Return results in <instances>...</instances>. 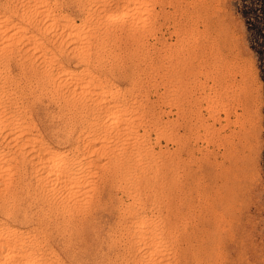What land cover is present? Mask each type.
I'll return each mask as SVG.
<instances>
[{"label": "rangeland", "instance_id": "1", "mask_svg": "<svg viewBox=\"0 0 264 264\" xmlns=\"http://www.w3.org/2000/svg\"><path fill=\"white\" fill-rule=\"evenodd\" d=\"M38 1L37 0H0V20L5 17L9 20H11L10 18L12 19L14 18L13 20H11V22L12 21L14 22V20H16L15 23L22 24L23 27L22 31L27 34L28 32L34 31L33 33H36L37 39L39 41V44L38 43L35 44L34 47L31 44L30 46L28 42L26 43V45L24 43V47L22 48L23 42H26L23 41L26 40L25 37L21 38L18 35H13V36L11 35L10 38L6 39V42L8 41L7 44L3 42L4 39L1 37L2 41H0V44L2 43L3 46L2 44L0 45V89L3 90H0V92H2L3 94L2 96H0V98L2 97V99H0L1 101L0 113H3L4 115H6L5 113H7L8 115L7 117H11V120L13 119L12 121L19 120V122H23L26 118V120L24 121L26 123L25 125L27 126L28 122L30 124V126L28 124L30 128H28V126L23 127V129H25L26 131L29 130V132L25 131L26 132L25 133L24 130L21 129L23 133H21V135L16 137V139L15 137L14 140L13 138L12 140L7 139L12 141V143L11 141L9 142V145L10 143L12 144L10 148H15L13 141L14 142L15 140L17 142L20 141L18 143L16 142V147L17 145L19 147V145L22 143V137H24V135L31 134V136H35V134L37 133L36 137L38 136V138L40 139L43 137L44 140L43 138L41 140L45 141L49 146H52L54 148L59 147L58 149L66 150L69 149V147L72 148L78 144L80 150L81 149L85 150L82 144L83 140L81 141L79 137L76 139V137L73 136L79 134L80 138L83 139V135L85 134V132H90L91 127H92L91 130L93 129L97 131L99 130L98 127H103L102 125L97 126L96 124L98 123L100 125V123H102L101 121L105 119L102 118V115L103 117L105 116V111L103 108L100 109L102 106L99 107V111H97L96 109H98L97 108L98 106L103 105L104 103H107L108 101L110 100L112 101L113 99H115L114 96L116 95V93L113 96L109 95L107 97V101H105L106 100L105 99L103 101H96L98 103L93 102L92 100L94 98L89 97L88 99L87 96H84L83 93L80 92L84 86H81L80 89L79 86L81 84L79 86L78 84L80 81H83L82 84L86 83L85 89H90L91 87H94V85L92 84H95L97 86L98 84L101 85L102 83L103 85L105 83L107 87H113V89L117 88L118 91L121 92L120 98L123 97V102L126 105H128L127 115L128 116L129 114L132 115L129 116L130 117L129 119L131 118L135 119V120L133 119V121H135L134 123L136 125L133 123V129L135 128L134 130L137 131L136 133L138 134V135L136 133L133 134V135H137L138 137L137 139L138 141L135 140L136 143L133 141L134 145L136 144L137 146H134L133 148L132 146H128L127 150L128 148H130L128 150L129 152L131 149L134 150L137 147L141 148L146 145H147L146 148L149 149L147 153L143 154L144 157L142 155H139L141 161L142 160L143 161L141 162L139 159L140 162H137V165L135 161L130 162V160L132 159L130 158L129 155L128 156L130 159L125 158V156L128 157L126 153H123L122 157L120 156V158H123V161L122 159H119V157L117 156L118 161L116 162V164L119 165H115V166L116 168H118L117 169L118 172L116 171L115 166L111 170V165H109V161L113 162L115 158L112 155H110L112 153L108 151V148L106 149L109 153L106 152L105 150L106 154L102 153L104 156L102 154L99 155L100 160H98V155L93 154L95 155L93 156L94 158L97 157L96 162L98 161L97 162L98 164L106 163L104 165H107V168L109 170L108 171L107 168L105 167L102 169L98 167L100 169L98 171V168L94 167L97 169L94 170H96L98 173L97 174L95 173L94 175L95 177L92 175H91L92 177L91 176L89 177L91 179L89 185L92 187L91 188L92 190L94 189H99V190H95V192L94 191L92 192L91 189H88L90 187H87L88 194L90 192L89 196L87 195L88 196L87 198L89 199L90 197L92 198L93 201L91 199H89L88 201L83 199L86 198V195L84 193H82V195L84 196H81V193H78L79 196H77L76 194L77 198L74 197L75 195L74 194L72 195L73 197L72 196L68 197L69 198L68 200L66 199V196L64 199L63 194H61L60 191H57L59 187H56L58 185V184L56 185V183L52 185L54 187L52 189L53 191L50 190L47 192V189L44 188L43 183L41 184V182H44L43 178L40 177L41 176L40 174L42 173L39 170L41 169L40 168L39 170L36 169L37 167L35 165L31 167L32 164L31 161H29L31 158L29 157L30 155H28L24 159V161H20L22 162V165L20 162L17 163L20 165V166L17 165V167L19 166L18 169L16 165L14 166L15 169L13 168L14 170L12 171L13 173L12 172L5 173L2 170L0 171L3 172L1 173V175L3 176L0 177L2 178L0 179L1 182L0 188L2 187L1 188L2 192L0 190V218L4 219V220L0 219V221H2L1 222L2 224H0V226L3 225L2 227L7 226L11 228H16V233H14L15 236L17 237L19 236L21 240L23 239L22 237H24L23 243L27 244V247L25 245L26 249H28V251H31L30 248H33L32 251L34 252V254H36L37 257L38 256L40 257V258L38 257L39 259L38 264L39 262L42 264L41 260L47 263L50 261L49 264H54V263L56 264H145L144 261L145 259L143 258L146 256L143 257V255H145L144 253L146 250V246L141 242H139V239L136 237V233H134L132 228L130 229L131 226L130 223H128L131 221L133 215L131 214L132 211H134L135 207L136 210L139 207V210H142V208L144 209L143 210L144 212L141 211L143 214L146 213V215L151 216L153 220L157 222L156 224L158 225L160 224L162 228L165 226V228H167L168 230L166 232L169 233V234L166 233L167 236L166 234H162L161 238L158 237V239L160 240L159 245L157 246L159 250L155 251L157 253L153 252L152 264H176L174 260L175 242L172 233V225L168 224L169 220L166 223V218L171 216V210L173 206L172 201L170 200L172 199V192H173L172 191L173 190L172 160L174 155V151H173L174 145L172 142V135H173L172 133L174 129L173 119L175 118V114L172 113L174 108L171 107L172 99L170 98V96L173 98L172 95H174V90L172 87L173 84L168 85V83H170L169 80L172 77L170 75L173 74L175 68L181 66L182 62L184 61L183 58L187 57L192 61L194 56V60L192 62L193 63L195 62L194 63L195 68L198 63L199 65L197 67V71L195 69L196 77L194 78V76H192V78L195 80V83H193L194 80L191 79L192 80L191 83H193L191 85L194 84L197 85L198 82L199 83L201 82V84L198 83L199 85L197 86L198 88L196 86L193 87L195 88V91L197 89V91L195 92L196 95H198L199 91L203 94L202 95L199 92L201 95L195 100L198 101L202 97L201 100H199V102L194 101V103L196 104V105L194 104V106L198 105L197 106L198 108H196L195 111H194L195 107L193 106V113H194L193 115L197 114L195 113L197 109L198 111L200 110L199 112L201 115L199 116L201 117L200 119H198L199 113L198 115H195L197 117V124H196L197 127L195 126L196 131L194 130V132L196 133H194L193 135L196 136L192 137L194 142L196 141L198 144V145L194 144V154L196 156V159L198 158L197 159L198 163L199 162L204 163L206 161L205 159H207V157L211 158L212 156L210 155H213L215 152L217 156L215 154L214 155L216 156L217 161L220 163V165H224L226 163L225 161H227V156L226 157L223 156L222 154L225 155V153L221 152V150L225 151L226 148L225 146L227 145V143H229V145L232 146L233 141L237 142V143L233 142L235 151L237 150L239 151L240 149V151L237 152L236 154L238 157L237 163L239 164V169L241 167V169L238 170V173L240 172L239 173L240 181L238 180L240 183L239 182L238 183L241 186L240 185L237 186V191H238L237 196L239 197L236 198L238 199L237 200L238 202H236V200L232 202V205L234 203V205H236L239 210L235 208L236 206L234 205L232 206L233 211L230 210L231 206L227 208L225 207L226 209L222 206L225 210H223V208L220 206L217 208L216 210L217 212L219 211L221 213L223 211V213L220 214L222 215L221 218L224 216V218H228V220L225 219L227 221L224 222L222 218V221L220 222L219 219L220 215L218 212L219 215V216L217 215V218L219 220L218 224L219 222L220 224L223 223L222 224L223 226L220 224L219 225L222 227L226 225V228L224 227L225 229H223L218 225L215 232L217 234L214 233V235L216 236V238H219L220 236H224L226 238L220 237V239L222 238L223 244L222 243L220 244L221 240L218 239L219 244L217 245L216 250L217 248L220 249L223 246L225 247L223 249L217 250L218 252L215 250L216 251L214 255L215 260L212 261V263L217 264L219 262V264H221V260H222V263L226 262L225 264H230L231 262H233L232 264H236V263L264 264V0H201L203 1L201 3L202 4L201 6L204 7V8L201 7L202 9L199 7L201 2L200 0H194V1L191 0L192 2L190 0H187L192 5V7H190V5H188L189 3H187L185 0H181L182 2L178 0L179 3H177V0H175L177 4L173 3L174 0H172L169 2L170 6L167 5L168 0H165L167 4L163 2L164 0L163 1L153 0L155 2L151 3V5L152 6L154 5L153 8L155 9L156 7V9L153 10V8L151 7L153 11L149 10L150 13H148L149 14L148 16L146 12L142 11L144 8L142 0L139 1L135 0L132 2L130 0L128 1V3H126L127 2L126 0H41V1L38 0ZM196 1L198 2L196 3ZM184 2H186V5H184L185 4ZM121 3L128 4L129 7L132 6L131 8L129 7L128 8L130 10L132 8L133 9L130 11L129 9H127V7H124V11L127 10L126 11L127 13L125 14H128V12L130 14L124 15L122 18L123 20L117 23V26L119 24L120 28L118 27L116 30L115 29L116 27L115 28L109 27L108 25L105 24L106 19H104L103 22L100 21L101 23L99 22L100 17L98 16L102 14L101 12L102 10L104 12L106 11L107 14H110L112 10L114 11V9L116 10L121 8L120 6ZM160 5L162 6L165 5V9L166 8L167 9L165 10L164 7ZM195 5L197 7H195ZM176 6L177 7L180 6L179 7L180 9L177 8ZM172 7L174 8L172 9ZM161 8L164 10L161 11ZM168 8L170 9L169 11H167ZM191 8L194 9V11H192ZM197 8L198 10H196V14H195V9ZM199 8L201 10H199ZM47 9H53V11L55 10L54 11L55 14H53V16L51 17L52 19L49 18V20L53 23V26L52 27L50 26V28L49 26L46 27L45 24V20L46 19L48 20V18H46L44 14ZM177 9H179L178 10L179 13L176 12ZM190 10L193 13L192 12L189 13ZM155 11L157 15L155 14ZM173 11L174 14H180L181 11L183 15L181 14L182 16L180 15L181 18H179V15H174L173 13H171ZM201 12L202 14H200ZM154 14H155V18L153 17ZM160 14L161 16L159 17ZM198 14L200 17L198 16ZM168 15L170 16L168 17ZM195 15H197L198 17H196ZM63 16L70 17V19L74 23H76V25L80 29H82V35L81 38L79 39L81 43L78 41H77L78 43L76 41L72 43V40L70 41L69 37L67 39V36L65 35L66 33L65 30H62L63 25L61 23ZM191 16H193V18L195 19L191 20L190 19L192 18ZM59 17L62 18L60 19ZM149 17H151L149 21L151 20L152 24L148 23L149 21L147 18ZM142 18H144L145 21ZM172 18H175L176 20ZM178 18L182 22L184 19V22L180 23ZM187 19L189 20V23L191 22L190 24L191 27L187 23L188 22ZM172 20H175V23ZM193 20L195 23L193 22ZM198 21L200 22V24ZM31 22H35L36 24ZM214 22L217 24H214ZM34 24L35 27L33 26ZM38 24L40 25L39 28H38L39 26ZM174 24L177 26L176 27L177 29L174 28L175 27ZM179 24H182L184 28L187 25H189V27L188 26L186 27V30L188 31L186 30L183 31L182 29L184 28L182 27V25L181 27H179L180 26ZM166 26L168 27L166 28ZM32 27H33V31H31ZM178 27L179 29L181 28L179 32H178ZM193 27L196 28L194 29ZM173 28L176 30H174ZM25 29L27 30V32ZM173 31H175V33H173ZM181 31H183L185 36L182 34ZM3 34L4 37L5 35L6 37H9V32L8 33L7 31L3 32L0 35ZM14 38H17V40L16 39L15 40L17 42L19 41V43L17 42L14 43L17 46H15V48H11L12 49L11 50L9 47H14L12 46L14 44L10 42L12 41L15 42ZM18 38L19 39L21 38V40H18ZM190 38L191 40L188 45L186 44L187 45L186 46L184 43L189 41ZM192 38L194 39V42ZM167 39L171 41L168 42ZM20 42L22 43V45H20L21 44ZM168 43L169 44L171 43V45H169ZM74 44L77 46V48L75 47ZM211 44L213 49L211 47ZM27 45L28 47H30V49L27 48L28 50H26L25 48V46L27 47ZM72 45H74L76 50ZM191 45L193 46V48L191 49L188 48ZM35 46L37 47L36 50H35L36 48ZM195 46H197V48L194 49ZM31 47L33 48L31 49ZM198 47H201L202 50H200L201 48L198 49ZM46 48L47 50L45 51ZM164 48L167 51L172 52L169 55L170 56L169 59L167 58L168 56L166 57V55H168L169 52H167ZM171 48H173V50ZM163 50L167 54L165 52L163 54H160L163 52ZM177 51H179V53ZM195 51H197L198 53L202 51L203 53L200 52L201 55L200 54L198 55V53H196ZM187 52H189V54ZM191 52L192 54L193 53L196 54H193L192 56V54L190 55ZM37 53L39 54L41 53V55ZM79 53L82 54V55L80 54L81 57L83 56L82 57L83 62L82 59L80 62L79 59L81 58L80 56L79 58L77 57V54ZM173 54L175 55V57ZM43 55L46 57L43 58L42 57ZM49 55H51L50 59H49ZM172 55L173 57L171 58ZM195 55H198L197 58L201 57L198 59L203 62L205 61L207 64L205 63L204 66H202L203 64L200 65L202 62L200 63L199 61L197 63L198 59L195 58ZM54 57H58V58H54ZM84 57L86 58V60ZM165 57L167 58V60H164L166 59ZM203 57L206 60H204ZM51 58L53 59V62ZM54 59L55 60L57 59L56 62L59 63L57 65L65 64L66 66L69 67L71 66V68H75L77 70L83 68L84 71L82 70L83 71V73L81 72L82 74H79L77 72L74 73L73 77L72 75L68 76L69 80L67 78H61V76L60 77L57 76L58 74L56 72L57 67H55L57 65ZM207 59L209 62L207 61ZM49 60H51V62ZM165 61L166 62L168 61L169 64L167 65ZM161 63L162 64L165 63V65L163 66ZM166 65L167 67L169 66L170 67L169 68L166 67L167 68L166 69L165 68ZM177 65L178 67H176ZM171 67H174V69H171ZM163 68L166 74L163 71ZM198 68L199 70L202 69V71H200L201 74ZM203 69L207 72L206 74L209 77L205 74V71ZM167 70H169V72ZM87 72H89V76ZM197 73H199L198 77H197ZM202 75H206L205 78L207 77L206 78L207 80ZM166 76L169 77V79H167ZM75 77L76 79L74 80ZM87 77L88 79L90 78V80H87ZM220 77H222L221 80L223 81L218 79ZM83 78L86 79L83 80ZM203 78L204 80H202ZM77 79L78 81H76ZM160 79L163 80L166 79L168 81L164 80L165 81L164 82L163 80ZM198 79L201 81H197ZM224 80H227L228 84H224L226 82ZM161 81L164 83H161ZM206 82L210 86H208ZM88 83L89 84L91 83L90 84L91 86L89 85V87H87ZM165 83L167 86L165 85ZM205 83L206 85L204 86ZM74 85H76L75 86L76 88L73 87ZM202 85L205 91L206 92L208 91L207 93H205L203 89H200L202 88ZM72 87L74 88V90L72 89ZM207 87H210V89H208ZM194 88H192V90ZM70 89L74 91L73 94L72 91L70 94L69 92ZM76 89L78 94L76 92ZM4 93L6 94L4 95ZM209 95L212 97L210 98ZM85 97H87L89 101H87ZM111 97L112 99H110ZM206 101L208 105L212 108L210 107L206 108L208 107ZM211 101L212 103H209ZM236 103H237L236 106L238 107L233 105ZM200 104L201 106H203L202 108L201 106H199ZM93 105L96 109L93 108ZM226 105L227 107L229 106L227 109L228 112L225 111ZM4 106L5 109H3ZM230 107L231 108L236 107L237 109L235 110L237 112L231 109L232 111L231 113L229 109ZM6 108H8L9 110H7ZM18 109L21 113L18 111ZM100 110L102 111L100 112ZM8 111H10V113ZM204 111H206L207 113ZM12 112L15 117L11 115ZM128 112L130 113L128 114ZM225 112L228 113L227 115L225 114L226 116L228 117L230 115L231 116L229 118L228 117L226 118V116L224 115ZM19 113L20 115H18ZM208 114H212L209 115L211 117L207 116ZM235 115L236 117H234ZM18 116L22 117L24 120H22V118L19 119ZM97 117L98 118L101 117L102 120L100 118L98 120ZM227 119H229V121ZM231 119L234 122H232ZM234 119L236 120L237 123H235ZM91 120L92 121L96 120V123L93 122L89 123ZM210 120L212 121V124ZM225 120H227L228 123L225 122ZM203 121L207 124V126L205 123H203ZM238 123L240 124L239 127L240 129H238L239 126ZM92 124L94 127L92 126ZM208 124L212 126L209 127ZM84 125L85 128L87 126L89 127L85 129L83 127ZM202 125L204 128L206 127L207 128L203 129L202 127H200ZM222 125L226 127L225 128L221 127ZM68 129H70V132ZM234 129L235 130L237 129L239 131L237 132V130L235 131ZM64 130L68 132L65 133ZM231 130H234L235 132ZM108 131L107 134H105L107 141V142L105 141V144L111 143L112 145H114L116 143L121 142L122 140L121 136L119 138L118 136H114L112 130H110L111 132ZM201 131H203V133H200ZM207 131L209 133L211 131L212 133H210L209 135L207 134L208 133ZM228 131H230L231 133L233 132L234 134L232 133L231 135V133L230 132L228 133ZM1 132L5 133L6 131L1 130L0 133ZM61 132H63L64 134ZM2 133L0 134V139H3L0 140V154H2L3 151H5L4 153L5 155L6 154L10 155L11 153L9 152L11 151V149L6 147V145L2 144L3 142L4 143L7 142V140L5 139L6 137L9 138L10 135L4 136V134ZM108 133L110 135L111 134L113 135L110 136ZM198 133H200V135ZM62 134L66 136L64 137ZM223 134H225L224 137H222ZM208 135L210 141H208L209 140ZM68 136L71 139H69ZM139 136L143 138L142 140L144 141L141 142L140 140L139 142V139H141L139 138ZM204 136L206 139L204 138ZM20 137L21 139H19ZM63 137L65 138V140ZM58 138H60L64 144L60 142L61 140H58ZM107 138L111 140H108ZM201 138L202 139L204 138L205 140L204 139L202 140ZM72 139L73 141H71ZM211 139L213 140V142L214 141L215 142L212 143ZM74 140H77L78 142ZM226 140L229 141L227 142ZM238 141L240 143H238ZM220 142H222L221 144L223 147L221 146ZM59 143L60 145H58ZM98 144L99 143L95 145ZM218 144L220 146H218ZM69 145H71L72 147ZM211 145H214V147ZM24 146L23 148H25ZM202 146L203 149H201ZM1 147H3V149ZM196 147L198 150L195 149ZM211 148L213 149L211 150ZM214 148L215 150L216 149L217 150L214 151ZM199 149L201 150L199 151ZM6 150H8V152ZM127 150L123 149L122 152L124 151L126 152ZM196 152L198 156L196 155ZM199 153H201L202 155ZM107 154L110 157L112 156L114 159L110 160L112 159V157L110 158L108 156L110 158L109 159L107 157ZM124 154L126 155L124 156ZM203 155H205L204 156L206 157L205 159ZM238 155L240 157L242 156L241 159L242 162L240 161L239 159L240 157ZM106 157L109 159L108 161H106L107 160ZM220 159H222L221 162L223 164L220 162ZM102 160H105V162ZM120 161L123 164L125 162V164L121 165L122 163ZM144 162L145 164L149 162L151 165L150 164L145 165ZM24 163L26 169L23 166ZM240 163L242 164V166H240L241 165ZM131 164H133V167L131 166ZM138 164L141 165L139 166ZM21 166L23 168L22 171H21ZM126 166H129L128 167L129 169L132 168L135 169V172H138L137 173L138 175L136 174L137 176L134 175L135 177L134 176L128 177L127 176L128 169L126 168ZM28 167L29 169L32 168L30 169L31 174ZM141 167H143L142 170H140ZM34 169L36 174L38 173L40 174L35 175ZM104 169H105L104 172L105 175L102 177L103 175L102 173ZM123 169H125L124 170L125 172L123 171ZM137 169L139 171H137ZM106 170L108 171V173L110 172V170L113 173L110 172L108 174L106 173L107 172ZM100 171H101L100 174L101 178L99 177ZM116 173H125L124 175L125 177L122 176V179H120V176H117ZM9 175L11 176L9 177ZM4 176H7L6 179H8L9 181L5 180ZM38 176L40 177V181H38L39 180ZM94 178L95 180H93ZM96 178L101 181V184ZM118 178L121 180L119 184H118V180H119ZM96 180L98 181L99 184L96 182ZM102 180L103 181L105 180L106 183H104ZM134 180H137L136 181L137 184L133 182ZM5 181H7V183ZM123 181L126 182L127 185L123 183ZM109 182L111 183L113 182V184L111 183L109 184ZM116 182L118 185L116 184ZM8 183H10L9 186H7ZM120 183L122 184V186ZM131 184L133 185L139 184L140 185L139 189L141 191L144 190L141 192L143 194H141L140 190L138 191L137 189L136 190L138 191L139 195L134 193L136 192V190H134L135 188H132ZM3 185L7 186L5 187L6 189L4 188ZM110 185L111 188H109ZM101 187L102 189H100ZM238 187H240V190L242 191H239ZM55 188H56V192H55ZM119 188H121L122 190L120 191ZM128 188L129 189L132 188V191L128 190ZM44 189L46 191H44ZM124 190L126 193L124 192ZM222 190H223L222 192L226 191V190L224 191V188H222ZM43 191L47 193V194L45 193V196ZM96 191L98 192L101 191V193H98ZM131 192L132 194L133 193L134 194L132 195ZM98 194L100 195L102 194V195L98 196ZM48 196L51 197L48 198ZM132 196L133 198H131ZM136 198L139 201L138 200L136 201L135 200ZM139 198H141V201L142 200L143 201L141 202ZM74 199L77 200L76 202L78 203L79 206H76L77 205L76 202H74L75 204L73 203ZM121 199L123 204L119 205L121 204L120 201ZM60 200H62L63 204L60 203L61 202ZM82 200L83 203L81 202ZM131 200L132 202H130ZM127 202L130 203V204L128 203L129 206H126ZM137 202H141V205L137 204ZM134 203L135 206H133ZM142 203L144 207H142ZM119 206L121 207L123 206V209L121 210V207L119 208ZM124 207H128L127 210L126 208L124 210ZM228 208L229 210H227ZM130 209H131L130 211L131 213L129 212ZM234 210L237 212L234 213ZM128 212L130 215L128 214ZM232 212L234 217L233 215L228 216L229 214H232ZM238 216H239V220L236 219L238 218ZM125 217L127 218L126 220L124 219ZM229 220L230 223L228 222ZM234 221L237 223V225L233 224ZM226 223L231 224L232 227H230V225H227ZM233 225L235 226V232ZM218 229L219 231L223 229L221 231L222 234L221 232L217 231ZM228 229L231 234L235 233L237 238L236 236H233L234 234L233 235L229 234ZM218 233H220L221 235ZM229 238L231 240H229ZM233 240L234 242L235 241L236 242L234 243ZM237 240L238 241L240 240L239 243ZM27 241L29 242L27 243ZM241 242L243 243V245ZM30 243L31 244L33 243L32 244L33 247H31ZM240 244L243 247L242 248L243 250L239 248ZM226 248L228 249V251ZM223 250L224 252H222ZM241 250L242 253H240ZM237 252H239L240 255ZM225 253L227 254V256ZM235 253L236 256L238 255L237 257L235 256ZM216 255L218 256V258L223 257V259L231 258L234 260L232 261L230 260L231 262L229 261L228 263L227 261H223V259H218ZM219 255L222 256L219 257ZM46 258L49 261L46 260ZM239 258H241V260ZM239 260L240 262H237Z\"/></svg>", "mask_w": 264, "mask_h": 264}, {"label": "bare ground", "instance_id": "2", "mask_svg": "<svg viewBox=\"0 0 264 264\" xmlns=\"http://www.w3.org/2000/svg\"><path fill=\"white\" fill-rule=\"evenodd\" d=\"M38 1V0H37ZM41 1V0H40ZM127 2L126 3H128V1H130V0H126ZM132 1H135V0H131V2ZM137 1V0H136ZM139 1V0H138ZM152 1V2H151ZM160 1H163V0H160ZM170 1H172V0H168L167 2H168V4H167V2H165V0L163 1V2H165L167 5H169L170 6ZM175 1V0H174ZM173 1V3H176V1L174 2ZM181 1V0H180ZM187 3H189L187 0H185ZM191 1V0H190ZM192 1H194V0H192ZM191 1V2H192ZM201 1V0H200ZM39 2V1H38ZM125 2V1H124ZM142 2H143V5H144V8H143V10L142 11H144V12H146L147 13V16L149 15L148 13H150L149 12V10L151 11L152 9H151V7L153 8V6L151 5V3H153V2H155V1H153V0H142ZM182 2V1H181ZM186 2H184L183 4L184 5H186ZM198 1H196V3H197ZM203 1H201L200 2V8L202 7V8H204L203 6H201ZM208 2V1H207ZM206 2V3H207ZM212 2V1H211ZM211 2H209V3H211ZM138 3V2H137ZM177 3H179L178 2V0H177ZM176 3V4H177ZM195 3V4H196ZM134 4V3H133ZM139 4V3H138ZM142 4V3H141ZM140 4V5H141ZM156 4H157V2H156ZM165 4V5H166ZM199 4V3H198ZM130 5V4H129ZM163 5V4H162ZM162 5H160V6H162ZM165 5L164 6H162V7H164V9H165ZM172 5V4H171ZM188 5H190V7H192V5L189 3ZM121 8H119V9H114V11L112 10V12L110 13V12H108V13H110V14H107L106 13V11L104 12L102 9V14H100V16H98V17H100V19H99V22L101 21V22H103V20L104 19H106V25H108L109 27H111V28H115L116 30H117V28L119 27L120 28V25L118 24V26H117V23H119L121 20H123L122 18H123V16L124 15H128V14H130L129 12H128V14H125V13H127L126 11H124V7H127V9H129V8H131V7H129L128 6V4H125V3H121ZM160 6H158V7H160ZM180 6H181V4H180ZM180 6H176L177 8H179ZM209 6H210V4H209ZM129 7V8H128ZM143 7V6H142ZM157 7V8H158ZM185 7V6H184ZM195 7H197L196 5H195ZM205 7H207V6H205ZM174 7H172V9H173ZM183 8V7H182ZM182 8H181V11H182ZM199 8V10H201ZM133 9V8H132ZM131 9V10H132ZM142 9V8H141ZM155 9H156V7H155ZM154 8H153V10H155ZM160 9V8H159ZM164 9H162L161 8V11H163ZM167 9V8H166ZM165 9V10H166ZM172 9H171V11H172ZM176 9V8H175ZM180 9V8H179ZM179 9H177V11L176 10H174V11H176V12H178L179 13ZM190 9V8H189ZM192 9V8H191ZM130 10V9H129ZM130 10V11H131ZM152 10V11H153ZM170 9L168 8V10L167 11H169ZM184 10V9H183ZM196 10H198V8L197 9H195V14H196ZM206 10V9H205ZM209 10V9H208ZM55 11V10H54ZM54 11H53V9H47L46 11H45V16H46V18H48V20L46 19L45 20V24H46V27H48L49 26V28H50V26L52 27L53 26V23L49 20V18H51L52 16H53V14H55L54 13ZM157 11H158V9H157ZM174 11L173 12H171V13H173L174 14ZM181 11H180V14H174V15H179V18H181L180 17V15L182 14L181 13ZM192 11H194V9H192ZM191 10H190V12L189 13H191L192 12ZM104 12V13H103ZM175 12V13H176ZM197 12H199V11H197ZM209 12V11H208ZM165 13V12H164ZM169 13V12H168ZM183 13H185V12H183ZM193 13V12H192ZM152 14V13H151ZM155 14H156V11H155ZM155 14L153 15V17L155 18ZM167 14V13H166ZM186 14H187V11H186ZM185 14V15H186ZM200 14H202V12L200 13ZM204 14V13H203ZM157 15V14H156ZM183 15V14H182ZM181 15V16H182ZM208 15H209V13H208ZM145 16H146V14H145ZM151 16V15H150ZM161 16V14L159 15V17ZM170 15H168V17H169ZM171 16H173V15H171ZM187 16V15H186ZM185 16V17H186ZM196 17H198L199 16V14H198V16L197 15H195ZM97 17V18H98ZM143 17H144V15H143ZM152 17V16H151ZM151 17H149V18H147L148 19V21H149V19L151 18ZM157 17V16H156ZM164 17H165V15H164ZM167 17V18H168ZM192 18H190L191 20L192 19H195V18H193V16H191ZM200 17V16H199ZM9 18V17H8ZM60 18V17H59ZM62 18V17H61ZM60 18V19H61ZM163 18V17H162ZM179 18H178V20H179ZM188 18V17H187ZM11 20H13L12 18H10ZM52 19V18H51ZM143 20H144V18H142ZM153 19V18H152ZM160 19V18H159ZM171 19V18H170ZM172 19H175V18H172ZM207 19V18H206ZM208 19H210V18H208ZM11 20H9V19H7L6 17L5 18H3V19H1L0 20V34H2L3 32H6L7 31V33L9 32V37H6V35H5V37H4V34L3 35H0V38L2 37L3 39H4V41L3 42H5L6 44H7V42H6V39L7 38H10V36L12 35H18L19 37H25V39L26 40H23V41H26V42H23V45H22V43L20 44V45H22V48L24 47V43H25V45H26V43L28 42L29 43V45L31 44L33 47H34V45L35 44H39V41H38V39H37V36H36V33H33L34 31H33V27H32V30L31 31H33V32H28V34L27 33H25V32H23L22 30V24H19V23H15V21L16 20H14V22L12 21L11 22ZM154 20V19H153ZM153 20H152V22H153ZM164 20V19H163ZM176 20V19H175ZM175 20H172L174 23H175ZM188 20V19H187ZM214 20V19H213ZM53 21V20H52ZM145 21V20H144ZM171 21V22H172ZM180 21V20H179ZM200 21H201V19H200ZM212 21V20H211ZM61 22V21H60ZM98 22V21H97ZM100 22V23H101ZM164 22V21H163ZM168 22V21H167ZM182 21H180V23H181ZM183 22H184V19H183ZM182 22V23H183ZM193 22H194V20H193ZM199 22V21H198ZM205 22V21H204ZM208 22V21H207ZM206 22V23H207ZM209 22H210V20H209ZM208 22V23H209ZM216 22V21H215ZM214 22V24H217V23H215ZM23 23V22H22ZM24 23H25V21H24ZM23 23V24H24ZM31 23H35V22H31ZM149 24H152L151 23V20L148 22ZM147 23V24H148ZM161 23V22H160ZM165 23V22H164ZM177 23V22H176ZM179 23V22H178ZM186 23V22H185ZM184 23V24H185ZM189 25L191 24V22L189 23V20H188V22H187ZM195 23V22H194ZM205 23V24H206ZM27 24V23H26ZM30 24V23H29ZM36 24V23H35ZM35 24L33 25L34 27H35ZM58 24H59V22H58ZM62 25H63V27H62V30H65V35L67 36V39H68V37H69V40L71 41L72 40V43H74V41H78V42H80L79 41V39L81 38V35H82V29H80L77 25H76V23H74L71 19H70V17H64L63 16V18H62V23H61ZM159 24V23H158ZM172 24V23H171ZM197 24V23H196ZM199 24H200V22H199ZM211 24V23H210ZM31 25V24H30ZM39 25V24H38ZM44 25V24H43ZM168 25H170V24H168ZM175 25V24H174ZM173 25V26H174ZM178 25V24H177ZM180 26L179 27H181V25L182 24H179ZM186 25V24H185ZM189 25H187L188 27H189ZM198 25V24H197ZM24 26V25H23ZM29 26V25H28ZM32 26V25H31ZM186 26V27H187ZM193 26V25H192ZM196 26V25H195ZM27 27V26H26ZM40 27V25L38 26V28ZM43 27V26H42ZM168 26H166V28H167ZM177 26L175 25V27L174 28H176ZM179 27H178V32H179V30H181V28L179 29ZM182 27H183V25H182ZM186 27L184 28V29H182L183 31L184 30H186ZM190 27H191V25H190ZM197 27V26H196ZM195 27V28H196ZM30 28V27H29ZM36 28H37V25H36ZM36 28H34V29H36ZM173 28V29H174ZM194 28V27H193ZM194 28V29H195ZM27 29V28H26ZM25 29V30H26ZM114 29V30H115ZM177 29V28H176ZM176 29H174V30H176ZM40 30V29H39ZM38 30V31H39ZM61 30V31H62ZM112 30V29H111ZM30 31V30H29ZM183 31H181L182 32V34L184 35V33H183ZM186 31H188V30H186ZM185 31V32H186ZM26 32H27V30H26ZM40 32V31H39ZM38 32V33H39ZM170 32V31H169ZM171 32H172V29H171ZM170 32V33H171ZM177 32V31H176ZM177 32V33H178ZM180 32V33H181ZM173 33H175V31H173ZM192 33H194V32H192ZM172 35V34H171ZM176 35V34H175ZM40 36V35H39ZM168 36V35H167ZM180 36V35H179ZM179 36H176V37H179ZM185 36V35H184ZM15 37H17V36H15ZM190 37V36H189ZM188 37V38H189ZM2 38L0 39V41H2ZM21 38L19 39L18 38V40H21ZM171 38H172V36H171ZM175 38V37H174ZM12 39V38H11ZM17 40V38H14V40ZM183 39V38H182ZM193 39V38H192ZM15 40V42L14 41H12V42H10V43H16L17 41ZM166 40V39H165ZM168 40V39H167ZM190 40H191V38L189 39V41H187L186 43H184L185 45L187 44H189V42H190ZM10 41V40H9ZM171 41V40H170ZM169 40H168V42H170ZM175 41H177V40H175ZM42 42V41H41ZM77 42V43H78ZM163 42V41H162ZM173 42H174V40H173ZM179 42H180V40H179ZM193 42H194V39H193ZM10 43H9V45H10ZM17 43H19V41L17 42ZM81 43V42H80ZM79 43V44H80ZM165 43V42H164ZM178 43V42H177ZM2 44V43H1ZM0 44V45H1ZM41 44V43H40ZM43 44V43H42ZM76 44V43H75ZM74 44V45H75ZM169 44V43H168ZM179 44V43H178ZM177 44V45H178ZM30 45V46H31ZM74 45H72L73 47H74ZM77 45V44H76ZM75 45V47L77 48V46ZM169 45H171V43L169 44ZM174 45V44H173ZM180 45V44H179ZM186 45V46H187ZM2 46H3V44H2ZM12 46H14V47H9L10 49L11 48H15V46H17L16 44H14V45H12ZM37 46V45H36ZM35 46V47H36ZM39 46V45H38ZM41 46V45H40ZM43 46V45H42ZM7 47V46H6ZM5 47V48H6ZM33 47H31V49L33 48ZM74 47V49L76 50V48ZM78 47H80V46H78ZM173 47V46H172ZM176 47V46H175ZM211 47H212V44H211ZM210 47V48H211ZM25 48H26V50H28L27 48H29L30 49V47H28V45H27V47L25 46ZM180 48V47H179ZM188 48H193V46L191 45V46H189ZM187 48V49H188ZM195 48H197V46H195L194 47V49ZM199 48H201V47H198V49ZM19 49H20V46H19ZM37 49V47L35 48V50ZM73 49V48H72ZM79 49V48H78ZM81 49V48H80ZM165 49V48H164ZM169 49V48H168ZM172 50H173V48H171ZM175 49V48H174ZM177 49V48H176ZM182 49V48H181ZM212 49H213V47H212ZM5 50V49H4ZM7 50V49H6ZM12 50V49H11ZM10 50V51H11ZM47 50V48L45 49V51ZM166 50V49H165ZM170 50V49H169ZM197 50V49H196ZM200 50H202V48L200 49ZM167 51V50H166ZM186 51H188V50H186ZM192 51V50H191ZM204 51V50H203ZM165 51L163 50V52L162 53H160V54H163ZM167 52H169V51H167ZM174 52V51H173ZM178 53H179V51H177ZM177 52H175V53H177ZM196 53H198L197 51H195ZM201 53H203L202 51H200ZM200 52L198 53V55L200 54ZM213 52V51H212ZM32 53H33V51H32ZM31 53V54H32ZM43 53V52H42ZM166 53V52H165ZM170 53H172V52H169V54L168 55H166V54H164V55H166V57L169 59L170 58ZM188 54H189V52H187ZM196 53H193V54H196ZM37 54H39V53H37ZM54 54V53H53ZM80 54L81 53H79V54H77V57L79 58V56H80ZM192 54V52L190 53V55ZM193 54H192V56H193ZM39 55H41V53L39 54ZM82 55V54H81ZM84 55V54H83ZM174 55V54H173ZM173 55L171 56V58L173 57ZM177 55V54H176ZM182 55H183V53H182ZM198 55H195V58L196 59H198V58H201V57H198L197 58V56ZM201 55V54H200ZM36 56H38V55H36ZM50 56L51 55H49V59H50ZM76 56V55H75ZM192 56H191V58H192ZM43 58H45L46 56H42ZM53 57V56H52ZM76 57V58H77ZM81 57V56H80ZM83 57V56H82ZM82 57L81 58H79L80 59V62H81V59H82ZM86 57V56H85ZM84 57V58H85ZM165 57V58H166ZM174 57H175V55H174ZM181 57H183V56H181ZM188 57H190V56H188ZM54 58H58V57H54ZM75 58V57H74ZM77 58V59H78ZM167 58L166 59H164V60H167ZM35 59V58H34ZM203 59H204V57H203ZM51 60H52V62H53V59L51 58ZM51 60H49L50 62H51ZM55 60V59H54ZM57 60V59H56ZM56 60H55V62H56ZM60 60V59H59ZM58 60V61H59ZM85 60H86V58H85ZM84 60V61H85ZM171 60V59H170ZM183 62H182V64H181V62H180V64H181V66L180 67H178V65L176 66V67H178V68H175L174 69V67H171V69H174V71H173V74L172 75H170V76H172L171 77V79L169 80V82L170 83H168V85L169 84H173V90H174V95H172L173 96V98L170 96V98L172 99V102H171V107H173L174 108V110H173V112L172 113H174L175 114V118L173 119L174 121V129H173V135H172V142H173V145H174V149H173V151H174V155H173V162H172V174H173V176H172V181H173V192H172V199L170 200V201H172V210H171V216L170 217H168V218H166V223H167V221H168V224H171L172 225V233H173V237H174V244H175V247H174V251H175V256H174V260H175V263L176 264H213L212 263V261H214L215 259H214V255H215V252L217 251V250H220V249H223L225 246H223L222 248H220V249H218L217 248V250H216V247H217V245L219 244V241H218V239H220V237H224V236H220L219 238H216V236L214 235V233L216 232V228L218 227V225L220 224V222L222 221V218H223V221L224 222H226L227 220H228V218H224V216L221 218V216L222 215H220V214H222L223 213V211L220 213L219 211V215H220V222H219V224H218V218H217V215H218V212L216 211L217 210V208L220 206V207H229V206H231V208H230V210H232L233 209V205H234V203H233V205H232V202H234V200H236V202H238L237 200V198L239 197V196H237V193H238V191H237V186H239L240 184V179H239V173H238V170H240L241 169V167H240V169H239V164L237 163V161H238V157H237V152H239L240 151V149H239V151L237 150V151H235V148H234V146H233V142H232V146L231 145H229V143H227V145L225 146L226 148H225V151H222L221 150V152H224L225 153V155L224 154H222L223 156H227V161H225L226 163L224 164V165H220V163L217 161V158H216V154H215V152H214V154L216 155H214L213 154V152H212V154L213 155H210V156H212L211 158H208L207 157V159H205L206 157H204L205 155H203V157H204V159L206 160H204L203 162L204 163H198V161H197V159H196V156H195V154H194V144H196V145H198L197 144V142L195 143L194 142V140H193V136L195 137L196 135H193L194 133H196V132H194V130L196 129L195 128V126H196V124H197V117L195 116V115H198V113H199V115H198V119H200L201 117H199V116H201L200 115V110L198 111V109H197V111L195 112V113H197V114H195V115H193L194 113H193V106H194V101H196L195 99H197L202 93L199 91V89H198V91L201 93H199L198 92V95H196V91H197V89H196V91H195V88L193 87V86H199L198 85V83H197V85H191V84H193V83H195V80L192 78V76H194V78L196 77V75H195V69H196V71H197V67H198V65H199V59H198V61H197V65H196V68H195V62L193 63L192 61L194 60V56H193V59H192V61L189 59V58H187V57H184L183 58ZM202 60V59H201ZM204 60H206V59H204ZM61 61V60H60ZM207 61H208V59H207ZM54 62V63H55ZM82 62H83V59H82ZM86 62V61H85ZM162 62V61H161ZM170 62V61H169ZM202 62V63H201ZM209 62V61H208ZM165 63H167V65L169 64L168 63V61L166 62L165 61ZM165 63H161L163 66L165 65ZM200 65H202V66H204V64L206 63L205 61L203 62V61H200ZM57 64H59L58 62H56V65ZM68 64V63H67ZM160 64V63H159ZM171 64V63H170ZM178 64V63H177ZM207 64V63H206ZM70 65V64H69ZM162 65H161V68H162ZM167 65L165 66V68L167 67ZM209 65V64H208ZM201 66V67H202ZM55 67H57V73L59 74H57V76H61V78H67L68 79V76H71L72 75V77H73V74L74 73H79V74H82L83 73V68H81L80 70H77V69H75V68H71V66L69 67V66H66L65 64L63 65V64H60V65H57V66H55ZM74 67H76V66H74ZM83 67V66H82ZM170 67V66H169ZM169 67H167V68H169ZM159 68H160V65H159ZM166 68V69H167ZM205 68H206V66H205ZM83 70V71H82ZM198 70H199V68H198ZM204 70V69H203ZM163 71H164V68H163ZM162 71V72H163ZM168 72H169V70H167ZM200 71H202V69L201 70H199V72ZM205 71V70H204ZM82 72V73H81ZM165 72V71H164ZM163 72V73H164ZM88 73V76H89V72H87ZM87 73H86V75H87ZM207 72L205 71V74H206ZM165 74H166V72H165ZM169 74V73H168ZM170 74H171V71H170ZM198 74L199 73H197V77H198ZM200 74H201V72H200ZM203 74V73H202ZM209 74V73H208ZM77 75V74H76ZM85 75V74H84ZM164 75V74H163ZM207 75V74H206ZM206 75H202V76H204V78H205V76ZM210 75V74H209ZM162 76V75H161ZM165 76V75H164ZM163 76V77H164ZM200 76V75H199ZM208 76V75H207ZM78 77H79V75H78ZM82 77H83V75H82ZM201 77V76H200ZM199 77V78H200ZM209 77V76H208ZM81 78V77H80ZM165 78V77H164ZM166 78L167 79H169V77H167L166 76ZM204 78L202 79V80H204ZM207 78V77H206ZM205 78V79H206ZM213 78V77H212ZM223 78H225V77H223ZM76 79V77L74 78V80ZM84 79H86V78H83V80ZM194 80V82L193 83H191V81L192 80ZM217 79V78H216ZM219 80H221L222 79V77H220V78H218ZM69 80V79H68ZM67 80V81H68ZM87 80H90V78L88 79V77H87ZM87 80H86V82H87ZM160 80H163V79H160ZM164 80H166V79H164ZM163 80V81H164ZM207 80V79H206ZM205 80V81H206ZM76 81H78V79L76 80ZM76 81H75V84H76ZM159 81V80H158ZM166 81H168V80H166ZM197 81H201V80H197ZM221 81H223V80H221ZM220 81V82H221ZM224 81H226L224 84H228L227 83V80H224ZM82 82L83 81H80L79 82V84H78V82H77V84H78V86H79V88L81 89V86H84L82 89H81V91L80 92H82L83 93V95L84 96H87L88 97V99H89V97L90 98H94L95 99V101H94V99L92 100L93 102H96V101H103V100H105V101H107V97L109 96V95H111V96H113V95H115V93H116V95L114 96L115 97V99H113L112 101L110 100V99H112V97L109 99L110 101H108L107 103H104L103 105H100V106H98L97 108L98 109H96L95 107H94V105H93V108H95L97 111H99V107H101L100 109H104V111H105V116L103 117V115H102V118L104 119L103 121H101L102 123H100L99 121V123H100V125L97 123L96 125L97 126H103V127H98L99 128V130L97 131V130H91V125H90V132H85V134L83 135V139H81L80 138V136H79V134H77L76 136H73L71 133H72V131H71V135L73 136V137H76V139L79 137V139L83 142L82 144H83V148L85 149V150H80L79 149V145L77 144V145H75V147H72L71 145H69V146H71L72 148H70L69 147V149H66V150H64V149H58V148H54V147H52V146H49L45 141H43L44 140V138H43V140H41L40 138H38V136L36 137V134H35V136H31V134L29 135V134H27V135H24V137H22V143L19 145V147H18V145H17V147H16V140H15V142L13 141V143H14V147L15 148H10L11 146H12V138H13V140H14V137H15V139H16V137H18L19 135H21V133H23L22 131H21V129H23V127L24 126H26L25 124V120H26V118H25V120L22 118V117H19V119L20 118H22V120H24L23 122H19V120L17 121L16 119H14V120H16V121H12L11 120V117H7L8 115H7V113H5L6 115H4L3 113H0V131L1 130H4V131H6L5 133H2V134H4V136H7V135H10V137L9 138H7L6 137V139L5 140H7V139H11V140H7V142L6 143H2V144H4V145H6V147H8V148H10L11 149V151H10V149H9V153H11L10 155H8V154H4L5 153V151H3V153L2 154H0V171L2 170V171H4L5 173L7 172V173H10V172H12V171H14L13 170V168L15 169V165H16V167H17V165H19V164H17V163H19L20 161H24V159L28 156V155H30L29 157L32 159H30L29 161H31V167H33V165H35L37 168L36 169H38L39 170V168L41 169V170H39V171H41V173L42 174H40V173H38V174H40L41 176V178H43V180H44V182H41V184L43 183V186H44V188L45 189H47V192L48 191H50V190H52L54 187L52 186L53 184H55L56 183V187H59V189L57 190V191H60L61 192V194H63V196H64V199H65V196H66V199L68 200L69 198L68 197H70V196H72V195H74V197L75 198H77L76 197V194H77V196H79L78 195V193H81V196H84V195H82V193H84L85 195H86V198L89 196V194H90V192H89V194H88V191H87V187H90V188H88V189H91L92 187L89 185L90 183V181H91V179L89 178L91 175L92 176H94L95 175V173L97 174L98 172L96 171L97 169L96 168H94V167H99V168H107V165H104V164H106V163H103V164H98L97 162H96V160H97V157H93V156H95V155H98V160H100V154H102V153H105V150H106V152H108V151H110V153H112V154H110V155H112L111 157H112V159H110L111 157L107 154V157L110 159V160H113L114 159V161L111 163L110 161H109V165H111V170L113 169V167L115 166V165H119V164H116V162L118 161L117 160V158L119 157V159H122V161H123V158H120V156L122 157L123 156V153H126L127 154V156L129 155L130 156V158L132 159V160H130V162H132V161H135L136 162V165H137V162H140L141 161V159H140V156L139 155H142L143 156V154H145V153H147V151H148V149L149 148H146L147 147V145L146 146H144V147H141V148H139V147H135L136 149H134V150H130L129 152H128V150L130 149V148H128V150H127V147L128 146H132V148L134 147V146H137L136 144L134 145V142H135V140H137L138 139V137H137V131H135L134 129H133V123L135 122V121H133V119L134 118H131V119H129L130 117L129 116H132V115H130L129 113L130 112H128V114H129V116L127 115V111H128V108H127V106L128 105H126L124 102H123V97H121L120 98V95H121V92L120 91H118V89L117 88H115V89H113V87H107L106 85H105V83L102 85V83H101V85H95V84H92V85H94V87H91L90 89H85V86H86V83H83L82 84ZM89 82V81H88ZM165 82V81H164ZM164 82H162L161 81V83H164ZM212 82V81H211ZM214 82H215V80H214ZM216 82H217V80H216ZM230 82V81H229ZM207 83V82H206ZM206 83L204 84V86L206 85ZM91 84V83H90ZM89 83H88V86L87 87H89V85H90ZM199 84H201V82L199 83ZM232 84V83H231ZM162 85V84H161ZM164 85V84H163ZM165 85H166V83H165ZM207 85H208V83H207ZM76 85H74L73 87H75ZM91 86V85H90ZM167 86V85H166ZM191 86H192V88H194L193 90H192V88H191ZM208 86H210V85H208ZM229 86V85H228ZM72 87V89L74 90V88ZM165 87V86H164ZM76 88V87H75ZM78 88V87H77ZM198 88V87H197ZM200 88V87H199ZM208 89H210V87H207ZM212 88V87H211ZM214 88V87H213ZM72 89H70V94H71V91H72ZM171 89V88H170ZM200 89H203V91H205V89L203 88V85H202V88H200ZM0 90H3V89H0ZM207 90V89H206ZM170 91V90H169ZM202 91V90H201ZM73 92L74 91H72V94H73ZM76 92H77V89H76ZM75 92V93H76ZM162 92V91H161ZM164 92H166V91H164ZM171 92V91H170ZM169 92V93H170ZM208 92V91H207ZM206 91H205V93H207ZM212 92V91H211ZM1 93V95L0 96H2V92H0ZM210 93V92H209ZM6 93H4V95H5ZM77 94H78V92H77ZM82 95V94H81ZM161 95H163V94H161ZM160 95V96H161ZM167 95V94H166ZM203 95V94H202ZM83 96V97H84ZM123 96V95H122ZM210 96V95H209ZM208 96V97H209ZM87 97H85L86 99H87ZM163 97V96H162ZM212 96H210V98H211ZM166 98V97H165ZM169 98V97H168ZM202 98V97H201ZM201 98L199 99V100H201ZM204 98V97H203ZM0 99H2V97L0 98ZM87 99V101H89ZM164 99V98H163ZM199 100L198 101H196V102H199ZM203 100H205V99H203ZM207 100V99H206ZM211 100V99H210ZM91 101V102H92ZM162 101V100H161ZM165 101V100H164ZM168 101V100H167ZM166 101V102H167ZM208 101H209V99H208ZM201 102V101H200ZM0 103H1V101H0ZM96 103H98V102H96ZM163 103H165V102H163ZM206 103H207V101H206ZM209 103H212V101L211 102H209ZM93 104H95V103H93ZM102 104V103H101ZM170 104V103H169ZM204 104V103H203ZM196 105V104H195ZM207 105H208V103H207ZM228 105V104H227ZM227 105H226V110L225 111H227V109H228V107H227ZM233 105H237V103L236 104H233ZM198 106V105H197ZM197 106H194L195 108H194V111H195V109L196 108H198ZM199 106H201V104L199 105ZM211 106H212V104H211ZM203 106H201V108H202ZM210 106L208 105V107H206V108H209ZM233 107V106H232ZM236 107H238V106H236ZM229 108L230 109V112L232 113V111H231V109H233V110H235V109H237V108ZM3 108V107H2ZM92 108V107H91ZM204 108H205V106H204ZM210 108H212V107H210ZM3 109H5V106H4V108ZM7 110H9L8 108H6ZM14 109V108H13ZM200 109V108H199ZM131 110V109H130ZM2 111V110H1ZM5 111V110H4ZM14 111H16V110H14ZM18 111H19V109H18ZM17 111V112H18ZM102 110H100V112H101ZM209 111H210V109H209ZM3 112V111H2ZM9 113H10V111H8ZM20 112V111H19ZM99 112V113H100ZM132 112V111H131ZM204 112H206V111H204ZM228 112V111H227ZM230 112H229V115H230ZM235 112H237L236 110H235ZM8 113V114H9ZM21 113V112H20ZM20 113L18 114V115H20ZM207 113V112H206ZM211 113V112H210ZM102 114V113H101ZM132 114V113H131ZM227 115L228 113H224V115ZM11 115H13V112L11 113ZM16 115H17V113H16ZM22 115V114H21ZM95 115V114H94ZM209 115H212V114H208L207 116H209ZM225 115V116H226ZM96 116V115H95ZM207 116H205V117H207ZM231 116V115H230ZM229 116V117H230ZM13 117H15L14 115H13ZM17 117V116H16ZM209 117H211V116H209ZM213 117V116H212ZM228 116H226V118H227ZM228 117V118H229ZM234 117H236V115L234 116ZM98 118V117H97ZM97 118H96V120H97ZM100 119H101V117H99ZM99 118H98V120H99ZM225 118V119H226ZM205 119H207V118H205ZM233 119V118H232ZM231 119V120H232ZM236 119V118H235ZM234 119V120H235ZM92 120H93V118H92ZM90 121L89 123H91V122H93V123H96V120H94V121ZM102 120V119H101ZM135 120V119H134ZM204 120V119H203ZM214 120V119H213ZM228 121H229V119H227ZM227 120H225V122H227ZM27 121H28V119H27ZM205 121V120H204ZM203 121V123H205ZM211 121V120H210ZM210 121H209V123H210ZM238 121V120H237ZM87 122V121H86ZM202 122V121H201ZM232 122H234L233 120H232ZM223 123V122H222ZM228 123V122H227ZM235 123H237L236 122V120H235ZM28 124H29V122H28ZM28 124H27V126H28ZM135 124V123H134ZM206 124V123H205ZM211 124H212V121H211ZM229 124H230V122H229ZM232 124V123H231ZM85 125H86V123H85ZM85 125L83 126L84 128H85ZM88 125V124H87ZM136 125V124H135ZM209 125V127H211L210 126V124H208ZM214 125V124H213ZM225 125H226V123H225ZM234 125V124H233ZM237 125V124H236ZM238 129H240L239 127H240V124L238 123ZM26 126V127H27ZM29 126H30V124H29ZM28 126V128H30ZM92 126H93V124H92ZM97 126H95V127H97ZM206 126H207V124H206ZM87 127H89V126H87ZM86 127V128H87ZM94 127V126H93ZM197 127V126H196ZM200 127H202L203 129H206V128H204L203 127V125L202 126H200ZM221 127H226V126H221ZM242 127V126H241ZM27 128V129H28ZM81 128V127H80ZM83 128V129H84ZM85 128V129H86ZM137 128V127H136ZM212 128H214V127H212ZM229 128H231V127H229ZM235 128V127H234ZM95 129H97V128H95ZM112 130L113 131V134H114V136H118L119 138H120V136L122 137V140H121V142L120 143H116V144H114V145H112L111 143H107V144H105V141H106V135L105 134H107V131L108 130ZM202 129V130H203ZM245 129V128H244ZM24 130V132L26 131L25 129H23ZM31 130V129H30ZM69 130V132H70V129H68ZM88 130V129H87ZM109 130V131H110ZM137 130V129H136ZM201 130V129H200ZM210 130H211V128H210ZM224 130V129H223ZM235 130V129H234ZM234 130H231V131H234ZM237 130V129H236ZM235 130V131H236ZM28 132H29V130H27ZM26 131V132H27ZM65 131V130H64ZM82 131V130H81ZM108 131V132H109ZM196 131V130H195ZM199 131V130H198ZM206 131V130H205ZM234 131V132H235ZM239 130H237V132H238ZM25 132V133H26ZM68 131H65V133H67ZM75 132V131H74ZM111 132V131H110ZM159 132V131H158ZM208 132V131H207ZM206 132V133H207ZM214 132V131H213ZM230 131H228V133H229ZM0 133V134H1ZM24 133V134H25ZM61 133H63V132H61ZM76 133V132H75ZM78 133H80V132H78ZM82 133V132H81ZM137 134V135H133V134ZM139 133V132H138ZM200 133H203V131H201ZM200 133H198L199 135H200ZM210 133H212L211 131H210ZM210 133L208 132L207 134H209L210 135ZM231 133V132H230ZM233 133V132H232ZM232 133H231V135H232ZM64 134V133H63ZM62 134V135H63ZM109 134V133H108ZM113 134H111V135H113ZM140 134V133H139ZM145 134V133H144ZM205 134V133H204ZM203 134V135H204ZM227 134V133H226ZM234 134V133H233ZM236 134H238V133H236ZM68 135H69V133H68ZM110 135V134H109ZM110 135V136H111ZM209 135H208V138H209ZM224 135L225 134H223V136L222 137H224ZM229 135V134H228ZM59 136V135H58ZM61 136V135H60ZM64 136V135H63ZM66 136V135H65ZM64 136V137H65ZM143 136V135H142ZM207 136V135H206ZM213 136V135H212ZM216 136V135H215ZM234 136V135H233ZM237 136H239V135H237ZM56 137V136H55ZM63 137V138H64ZM69 137V136H68ZM197 137H198V135H197ZM196 137V138H197ZM200 137H202V136H200ZM230 137V136H229ZM2 138H3V136H2ZM57 138V137H56ZM109 138V137H108ZM107 138V139H108ZM112 138V137H111ZM116 138V137H115ZM114 138V139H115ZM133 140H132V139ZM139 138H141L140 136H139ZM204 138H205V136H204ZM203 138V139H204ZM215 138V137H214ZM221 138V137H220ZM231 138V137H230ZM19 139H21V137L19 138ZM19 139H17V140H19ZM69 139H71L70 137H69ZM75 139V138H74ZM79 139H78V141H79ZM143 138H141V139H139V142H140V140H141V142L142 141H144V140H142ZM199 139V138H198ZM202 139V138H201ZM202 139V140H203ZM206 139V138H205ZM204 139V140H205ZM213 139V138H212ZM211 139V140H212ZM222 139H224V138H222ZM229 139V138H228ZM242 139V138H241ZM0 140H3V139H0ZM57 140V139H56ZM58 140H61L60 138H58ZM64 140H65V138H64ZM108 140H111V139H108ZM113 140V139H112ZM118 140V139H117ZM117 140H115V141H117ZM215 140V139H214ZM218 140V139H217ZM231 140H233V139H231ZM11 141V143H10V145H9V142ZM71 141H73V139L71 140ZM74 141H77V140H74ZM77 141V142H78ZM134 141V142H133ZM138 141V140H137ZM198 141V140H197ZM208 141H210V138H209V140ZM221 141V140H220ZM225 141V140H224ZM227 142L229 141V140H226ZM18 142H20V141H18ZM17 142V143H18ZM60 142H62L63 143V141L61 140ZM66 142V141H65ZM76 142V143H77ZM107 142V141H106ZM139 142H137V143H139ZM200 142V141H199ZM212 143H214L213 142V140L211 141ZM54 143V142H53ZM97 143H99L98 145H95V144H97ZM136 143V142H135ZM206 143H208V142H206ZM216 143H217V141H216ZM215 143V144H216ZM222 142H220V144H221ZM234 143H237V142H234ZM238 143H240L239 141H238ZM25 146H24V145ZM64 144V143H63ZM231 144V143H230ZM54 145V144H53ZM58 145H60V143L58 144ZM139 145V144H138ZM200 145V144H199ZM203 145V144H202ZM236 145V144H235ZM241 145H242V143H241ZM23 146L25 147V148H23ZM206 146V145H205ZM208 146H209V144H208ZM211 146H213L214 147V145H211ZM218 146H220L219 144H218ZM218 146H217V148H218ZM221 146H222V144H221ZM239 146V145H238ZM223 147V146H222ZM236 147V146H235ZM240 147V146H239ZM2 149H3V147H1ZM63 148V147H62ZM81 148H82V146H81ZM106 148H108V151H107V149ZM208 148V147H207ZM220 148V147H219ZM5 149H7V148H5ZM4 149V150H5ZM123 149L124 150H127L126 152L124 151V152H122L123 151ZM195 149H197V147L195 148ZM201 149H203V146H202V148ZM201 149H199V151L201 150ZM209 149H210V147H209ZM213 148H211V150H212ZM198 150V149H197ZM196 150V151H197ZM208 150V149H207ZM210 150V151H211ZM217 150V149H216ZM215 150V148H214V151H216ZM7 152H8V150H6ZM205 151V150H204ZM2 152V151H1ZM150 152V151H149ZM203 152V151H202ZM109 153V152H108ZM209 153V152H208ZM93 154H95V155H93ZM106 154V153H105ZM126 154H124V156L126 155ZM151 154V153H150ZM199 154H201V153H199ZM206 154V153H205ZM210 154V153H209ZM5 155V156H4ZM103 155V154H102ZM196 155H197V152H196ZM202 155V154H201ZM200 155V156H201ZM220 155V154H219ZM241 155V154H240ZM104 156V155H103ZM118 156V157H117ZM129 156L128 157H126L125 156V158H128V159H130L129 158ZM147 156V155H146ZM198 156V155H197ZM239 156V155H238ZM106 157V158H107ZM144 157V156H143ZM142 157V158H143ZM240 157V156H239ZM107 158V160L106 161H108L109 159ZM202 158V157H201ZM220 158H222V157H220ZM139 159H140V161H139ZM226 159V158H225ZM240 159V161L242 162V156L239 158ZM200 160V159H199ZM221 160L222 159H220V162H221ZM28 161V160H27ZM102 161H104L105 162V160H102ZM125 161V160H124ZM143 161V160H142ZM141 161V162H142ZM121 162V161H120ZM126 162H127V159H126ZM129 162V163H130ZM134 162V163H135ZM21 163V165H22V162H20ZM119 163V162H118ZM122 163V162H121ZM133 163V164H134ZM222 163V162H221ZM124 164H125V162H124ZM123 163L121 164V165H124ZM133 164H131V166L133 167ZM144 164H145V162H144ZM146 164H150L149 162L148 163H146ZM145 164V165H146ZM223 164V163H222ZM241 164V163H240ZM25 165V163L23 164V166ZM93 165H95V166H93ZM128 165V164H127ZM139 166L141 165V164H138ZM142 165H143V163H142ZM151 165V164H150ZM153 165V164H152ZM20 166V165H19ZM18 166V167H19ZM27 166H28V164H27ZM30 166V165H29ZM34 166V167H35ZM130 166V165H129ZM129 166H126V168L128 169L127 170V176L128 177H131V176H134V175H136L138 172H135V169H129L128 167ZM149 166V165H148ZM240 166H242V164L240 165ZM18 167H17V169H18ZM25 167V166H24ZM122 167V166H121ZM147 167V166H146ZM145 167V168H146ZM152 167V166H151ZM98 168V171L100 170ZM115 168H116V166H115ZM123 168V167H122ZM139 168V167H138ZM16 169V170H17ZM22 166H21V171H22ZM25 169H26V167H25ZM24 169V170H25ZM28 169H29V167H28ZM27 169V170H28ZM30 169H32V168H30ZM30 169H29V171H30ZM79 169H81V170H79ZM94 169H96V170H94ZM110 169V168H109ZM117 169L118 168H116V171H117ZM143 169V167H141V169L140 170H142ZM23 170V171H24ZM107 170H108V168H107ZM106 170V171H107ZM110 170V172H112ZM120 170V169H119ZM125 169H123V171H124ZM79 171H81V172H79ZM102 171V170H101ZM101 171L99 172V175L101 174ZM109 171V170H108ZM108 171L106 172V173H108ZM137 171H139L138 169H137ZM157 171V170H156ZM15 172H17V171H15ZM104 172H105V169L103 170V175H102V177L105 175L104 174ZM109 172V173H110ZM118 172V171H117ZM122 172V171H121ZM125 172V171H124ZM1 173H3V172H0V177L1 176H3V175H1ZM13 173V172H12ZM11 173V174H12ZM34 173H35V169H34ZM108 173V174H109ZM113 173V172H112ZM15 174V173H14ZM30 174H31V171H30ZM32 174H33V172H32ZM38 174H36L35 173V175H38ZM242 174V173H241ZM98 175V176H99ZM114 175H115V173H114ZM113 175V176H114ZM116 175L117 176H120V179H122V176H124L125 175V173H116ZM138 175V174H137ZM136 175V176H137ZM140 175V174H139ZM143 175V174H142ZM8 176V175H7ZM7 176H4V179L5 180H8V179H6V177ZM11 175H9V177H10ZM91 176V177H92ZM97 176V175H96ZM108 176V175H107ZM110 176H112V175H110ZM37 177V176H36ZM39 177V176H38ZM40 177H39V180L38 181H40ZM95 177V176H94ZM100 178H101V175L99 176ZM116 177V176H115ZM114 177V178H115ZM125 177V176H124ZM135 177V176H134ZM140 177V176H139ZM138 177V178H139ZM142 177V176H141ZM241 177H242V175H241ZM240 177V178H241ZM98 178V177H97ZM96 178V179H97ZM104 178H106V177H104ZM109 178V177H108ZM111 178H113V177H111ZM110 178V179H111ZM0 179H2V178H0ZM99 179V178H98ZM97 179V180H98ZM119 179V178H118ZM119 179V180H120ZM126 179V178H125ZM136 179H137V177H136ZM242 179V178H241ZM93 180H95V178L93 179ZM96 180V182L98 183V181L100 182V184H101V181L100 180H98L97 181ZM112 180V179H111ZM110 180V181H111ZM118 180V184H119V182H121V180L119 181ZM239 180V181H238ZM3 181V180H2ZM9 181V180H8ZM103 181V180H102ZM108 181V180H107ZM117 181V180H116ZM125 181V180H124ZM123 181V183H125L126 184V182H124ZM127 181V180H126ZM136 181L137 180H134L133 182H135L136 183ZM6 183H7V181H5ZM93 182V181H92ZM104 183H106L105 182V180L103 181ZM114 182V181H113ZM113 182L111 183V182H109V184L111 183V184H113ZM132 182V181H131ZM132 182V183H133ZM139 182V181H138ZM140 182H141V179H140ZM239 182V183H238ZM1 183V182H0ZM2 183H4V182H2ZM11 183H12V181H11ZM9 184L10 183H8L7 184V186H9ZM41 184H40V187H41ZM91 184H94V183H91ZM96 184V183H95ZM99 184V183H98ZM116 184H117V182H116ZM117 184V185H118ZM121 184V183H120ZM124 184V185H125ZM137 184V183H136ZM133 185V184H131L132 185V188H135L134 190H140L139 189V187H140V183L138 184V185ZM242 184V183H241ZM89 185V186H88ZM102 185H104V184H102ZM124 185H123V188H124ZM127 185V184H126ZM1 186V185H0ZM4 186V185H3ZM7 186H4V188L5 187H7ZM43 186H42V188H43ZM97 186V185H96ZM95 186V187H96ZM98 186H100V185H98ZM116 186V185H115ZM121 186H122V184H121ZM129 186V185H128ZM134 186V187H133ZM136 186V187H135ZM241 186V185H240ZM95 187H93V188H95ZM109 187V186H108ZM120 187V186H119ZM131 187V186H130ZM2 188V187H1ZM1 188H0V190H1ZM97 188V187H96ZM109 188H111V185H110V187ZM116 188V187H115ZM132 188L131 189H129L128 188V190H131L132 191ZM222 188H224V191L225 192H222L223 190H222ZM239 189V191H242V190H240V187H238ZM6 189V188H5ZM10 189V188H9ZM8 189V190H9ZM44 189V191H46ZM100 189H102V187L100 188ZM120 189V191L122 190L121 188H119ZM142 189V188H141ZM241 189H242V187H241ZM4 190V189H3ZM43 190V189H42ZM92 190V189H91ZM95 190H99V189H94V190H92V192L94 191L95 192ZM126 190V189H125ZM125 190H124V192H125ZM136 190V192H134V193H136V194H138V191ZM7 191V190H6ZM43 191V192H44ZM53 191V190H52ZM87 191V192H86ZM109 191V190H108ZM107 191V192H108ZM142 191H144V190H142ZM141 190H140V193L142 192ZM1 192H2V190H1ZM5 192V191H4ZM55 192H56V188H55ZM60 192H59V194H60ZM86 192V193H85ZM92 192H91V195H92ZM96 192H98V191H96ZM45 193L46 192H44V196H45ZM98 193H101V191H99ZM122 193V192H121ZM126 193V192H125ZM130 193V192H129ZM133 193V194H134ZM47 194V193H46ZM51 194H53V193H51ZM109 194V193H108ZM107 194V195H108ZM131 194H132V192H131ZM132 194V195H133ZM141 194H143V193H141ZM140 194V195H141ZM50 195V194H49ZM88 195V196H87ZM95 195H96V193H95ZM102 195V194H101ZM100 194H98V196H101ZM139 195V194H138ZM53 196V195H52ZM61 196V195H60ZM127 196V195H126ZM135 196H137V195H135ZM143 196V195H142ZM51 196H48V198H50ZM73 197V196H72ZM96 197H97V195H96ZM237 197V198H236ZM63 198V197H62ZM79 198V197H78ZM83 198V199H85L86 201H88L89 199H91L92 200V198H90L89 197V199L87 198ZM95 198V197H94ZM93 198V199H94ZM131 198H133V196L131 197ZM138 198V197H137ZM135 199L136 201L138 200V199ZM142 198V197H141ZM141 198H139L140 199V201H141ZM73 199V198H72ZM82 199V198H81ZM97 199H99V198H97ZM96 199V200H97ZM111 199V198H110ZM63 200V199H62ZM62 200H60L61 202L60 203H62L63 204V202H62ZM67 200H65V201H67ZM75 200V201H74ZM73 200V203L74 202H76L77 200L76 199H74ZM79 200V199H78ZM84 200V201H85ZM90 200V201H91ZM133 200V199H132ZM132 200L130 201V202H132ZM64 201V202H65ZM72 201V200H71ZM71 201H70V203H71ZM85 201V202H86ZM93 201V200H92ZM121 201V204H119V205H122L123 203H122V199L120 200ZM129 201V200H128ZM139 201V200H138ZM143 201V200H142ZM141 201V202H142ZM67 202H69V201H67ZM82 203H83V200L81 201ZM118 202H119V200H118ZM141 202H137V204H140L141 205ZM81 203V204H82ZM129 202H127L126 204V206H129V204H128ZM144 203V202H143ZM143 203H142V207H144L143 206ZM59 204V203H58ZM61 204V205H62ZM75 204V203H74ZM73 204V205H74ZM76 206H79L78 205V203L76 202ZM238 204V203H237ZM57 205V204H56ZM60 205V204H59ZM66 205V204H65ZM132 205V204H131ZM72 206V205H71ZM118 206V205H117ZM125 206V205H124ZM133 206H135V203L133 204ZM132 206V207H133ZM136 206H138V205H136ZM234 206H236V205H234ZM75 207V206H74ZM121 206H119V208H120ZM222 207V208H223ZM125 208H126V210H127V208L128 207H124V210H125ZM131 208V207H130ZM223 208V210H225ZM235 208H237L238 209V207L236 206ZM123 209V206L121 207V210ZM134 209V208H133ZM141 209V208H140ZM237 209H235V210H237ZM123 210V211H124ZM144 209L142 208V210H139V207L137 208V210H136V207H135V209H134V211H132V213L130 212L131 211V209L129 210V212L131 213V214H133L132 215V218H131V221L130 222H128V223H130V229L132 228V230L134 231V233H136V237L139 239V242H141L142 244H144L145 246H146V250H145V255H143V257L144 256H146V257H144L143 259H145L144 261H145V264H152V254H153V252H155L156 250L158 251L159 249H158V245H159V242H160V240L158 239V237L159 238H161L162 237V234H166V233H168V232H166V231H168L167 230V228H165V226L162 228L161 227V225L159 226L158 224H156L157 222H155L154 220H153V218L151 217V216H149V215H146V213L145 214H143L141 211H143ZM227 210H229V208L227 209ZM226 210V211H227ZM234 210V213L235 212H237V211H235ZM239 210V209H238ZM233 211V210H232ZM129 212H128V214H129ZM144 212V211H143ZM225 212V211H224ZM229 212V211H228ZM230 213H231V211H230ZM239 214V213H238ZM130 215V214H129ZM129 215H128V218H129ZM218 215V216H219ZM232 216L233 215V212H232V214H229L228 216ZM228 216H225V217H228ZM236 216V215H235ZM233 217H234V215H233ZM232 217V218H233ZM237 217V216H236ZM235 217V218H236ZM234 218V219H235ZM1 219V218H0ZM3 219V218H2ZM1 219V220H2ZM125 220L127 219L126 217L124 218ZM225 219H227V220H225ZM236 219H238L239 220V216H238V218H236ZM4 220V219H3ZM89 220V219H88ZM232 221V220H231ZM2 221H0V224H2L1 223ZM8 222V221H7ZM125 222V221H124ZM229 223H230V220L228 221ZM165 224V223H164ZM223 224V223H222ZM222 224H220V225H222ZM227 224V223H226ZM234 225L236 224L237 225V223L234 221V223H233ZM4 225H5V223H4ZM7 225V224H6ZM219 225V227H222V226H220ZM227 225H230V227H232L231 226V224H227ZM233 225V226H234ZM3 226V225H2ZM2 226H0V264H38V257L36 256V254H34V252L32 251V249L33 248H30V250L31 251H28V249H26V247H27V244L26 243H23L24 242V237H22L23 239L21 240L20 239V237L18 236H15V234L14 233H16V228H11V227H7V226H4V227H2ZM9 226V225H8ZM225 228H226V225L224 226ZM224 227H222L223 229H225ZM222 229V230H223ZM171 230V229H170ZM221 230V231H222ZM231 230V229H230ZM232 230H233V228H232ZM231 230V231H232ZM238 230H239V228H238ZM18 231H20V230H18ZM217 231H219V229L217 230ZM221 231H219V232H221ZM130 232H131V230H130ZM164 232V233H163ZM228 232H229V234H231L230 233V231H229V229H228ZM234 232H235V226H234ZM233 233V232H232ZM237 233H238V231H237ZM20 234V233H19ZM24 234V233H23ZM169 234V233H168ZM215 234H217V233H215ZM218 234H220V233H218ZM221 234H222V232H221ZM220 234V235H221ZM225 234V233H224ZM234 234V235H233ZM233 234H231V235H233V236H236V234L235 233H233ZM227 235V234H226ZM230 235V236H231ZM21 236V235H20ZM166 236H167V234H166ZM239 236V235H238ZM241 236V235H240ZM169 237H170V235H169ZM224 238H226V237H224ZM234 238V237H233ZM236 238H237V236H236ZM241 238V237H240ZM136 240V239H135ZM221 240V242H220V244L222 243L223 244V242H222V238L220 239ZM226 240V239H225ZM229 240H231L230 238H229ZM242 240V239H241ZM228 241V240H227ZM238 241V240H237ZM240 241V240H239ZM239 241H238V243H239ZM29 241H27V243H28ZM138 242V241H137ZM138 242V243H139ZM233 242H234V240H233ZM236 242V241H235ZM234 242V243H235ZM242 243V242H241ZM31 244V243H30ZM29 244V245H30ZM33 244V243H32ZM31 244V247H33V245ZM25 245H26V247H25ZM242 245H243V243H242ZM30 247V246H29ZM140 247V246H139ZM144 247V246H143ZM142 247V248H143ZM238 248V247H237ZM239 248H243L242 246H241V244H240V247ZM238 248V249H239ZM34 249H35V247H34ZM144 249V248H143ZM227 249V248H226ZM231 249H232V246H231ZM216 250V251H215ZM240 250V249H239ZM243 250V249H242ZM242 250H241V252L240 253H242ZM227 251H228V249H227ZM230 251V250H229ZM218 252V251H217ZM222 252H224V250L222 251ZM225 252H226V250H225ZM235 252V251H234ZM36 253V252H35ZM155 253H157V252H155ZM228 253V252H227ZM238 254H239V252H237ZM34 254V255H33ZM226 254V253H225ZM240 255V254H239ZM217 256V255H216ZM220 256H222V255H219V257ZM226 256H227V254H226ZM235 256H236V253H235ZM238 256V255H237ZM236 256V257H237ZM225 257V256H224ZM230 257V256H229ZM231 257H232V255H231ZM235 257V258H236ZM240 257V256H239ZM40 258V257H39ZM217 258H218V256H217ZM216 258V259H217ZM234 258V257H233ZM44 259V258H43ZM218 259H223V257L222 258H218ZM238 259V258H237ZM240 260H241V258H239ZM46 260H48L47 258H46ZM46 260H44V261H46ZM232 261V260H234V259H223V261H227L228 263H229V261ZM240 260L239 261H237V262H240ZM49 261V260H48ZM217 261H219V260H217ZM230 261V262H231ZM41 262H42V264H49V262L47 263V262H43L42 260H41ZM235 262V261H234ZM51 263H52V261H51ZM217 263V262H216ZM226 262H223L222 263V260H221V264H225ZM233 262H231L230 264H232ZM39 264H41L40 262H39ZM54 264H56V263H54ZM215 264V263H214ZM217 264H219V262L217 263ZM236 264H238V263H236Z\"/></svg>", "mask_w": 264, "mask_h": 264}]
</instances>
